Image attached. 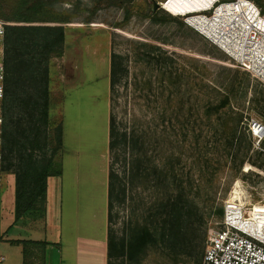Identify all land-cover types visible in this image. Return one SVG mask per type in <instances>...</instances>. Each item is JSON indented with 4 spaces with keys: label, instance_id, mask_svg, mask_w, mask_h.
<instances>
[{
    "label": "rangeland",
    "instance_id": "1",
    "mask_svg": "<svg viewBox=\"0 0 264 264\" xmlns=\"http://www.w3.org/2000/svg\"><path fill=\"white\" fill-rule=\"evenodd\" d=\"M15 1L0 0V11ZM154 1L51 3L71 20L65 24L64 55L53 58L49 68L56 102L50 130L63 124L57 158L62 175L50 178L44 219L35 221L30 213L10 228L15 211L9 198L2 203L6 260L0 264H22L23 246L10 241L18 237L55 241L49 264H209L205 251L224 228L227 202L249 209L264 201V79L186 22L188 13L217 0H156L164 6L153 10ZM113 53L120 55L121 69L114 86ZM20 56L36 57L25 51ZM33 61L35 67L21 66L12 83L14 119L26 115L27 93L38 95L44 88L42 66ZM111 115L122 129L140 133L149 172L134 199L116 206L111 226L126 234L131 220L147 223L150 208L170 191L182 195L183 202L188 198L203 216L204 255L151 244L134 260L109 257V170L112 165L123 170L116 150L110 151ZM254 121L263 125L261 132H254ZM238 145L241 152L235 151ZM236 152L242 160L233 157ZM5 180L2 195L9 197L10 176Z\"/></svg>",
    "mask_w": 264,
    "mask_h": 264
},
{
    "label": "trees",
    "instance_id": "2",
    "mask_svg": "<svg viewBox=\"0 0 264 264\" xmlns=\"http://www.w3.org/2000/svg\"><path fill=\"white\" fill-rule=\"evenodd\" d=\"M55 0H16L0 11V17L9 22L5 27L4 61L6 66L3 124L2 164L5 175L15 174V221L10 228L32 213L33 220L45 218L47 210L49 181L51 177L62 175L57 158L62 152L63 124H58L56 131L50 130L51 110L55 97L50 89V62L55 57H62L66 46V23L70 17L53 10ZM122 2L131 0H121ZM264 14L263 0H255ZM172 16V15H170ZM22 51L36 57H22ZM117 53L111 60V84L119 79L120 65ZM37 60L39 71L43 74L44 88L38 95L27 93L29 107L26 115L14 119L12 110L14 99L12 83L20 76L21 66L30 70ZM19 74V75H17ZM232 143V142H231ZM141 135L134 129H122L115 118H110V151L116 150L115 161H122L123 170L110 166L108 178V255L134 260L138 251L149 245L154 248L172 251L181 250L189 256L204 255V229L202 215L196 206L182 195H171L167 191L150 208L148 222L135 224L131 220L130 231L118 234L111 226L115 218L116 206H123L134 199L133 192L140 182L147 183L149 172L146 154L141 149ZM236 144V143H235ZM51 153L48 151L51 148ZM238 145L235 150L241 152ZM233 157L240 159L238 153ZM12 172V173H9ZM129 184H132L130 186ZM154 203V202H153ZM133 208L132 212L136 211ZM13 243L23 246V264H47V248L56 245L46 239H12ZM163 252H167L164 251ZM198 258V257H197ZM203 256L198 258L201 262Z\"/></svg>",
    "mask_w": 264,
    "mask_h": 264
},
{
    "label": "built area",
    "instance_id": "3",
    "mask_svg": "<svg viewBox=\"0 0 264 264\" xmlns=\"http://www.w3.org/2000/svg\"><path fill=\"white\" fill-rule=\"evenodd\" d=\"M188 14L186 22L189 25L238 60L244 69L264 79V14L254 0H217L208 9ZM225 14L230 15V20L222 32L224 37L219 40L195 24L196 15L207 25L211 20H220ZM7 23L0 17V97L4 91V37ZM2 124L3 116L0 112V199L2 188L7 184V175L1 170ZM256 126L259 127L258 131L263 129L261 123L254 121V132ZM255 212L261 213L259 221L253 218ZM263 221L264 201L246 209L244 204H233L229 200L225 205L224 228L210 238L205 261L209 264H264ZM4 260L6 257L0 253V262Z\"/></svg>",
    "mask_w": 264,
    "mask_h": 264
},
{
    "label": "crops",
    "instance_id": "4",
    "mask_svg": "<svg viewBox=\"0 0 264 264\" xmlns=\"http://www.w3.org/2000/svg\"><path fill=\"white\" fill-rule=\"evenodd\" d=\"M10 176V180H9V184H8V188L6 189L8 191V194H9V197L5 196V194H3L0 199V211L1 210V206H2V203L5 202V199L7 200L9 198L10 200V203H11V206H12V211L14 212L15 211V175L14 174H9ZM7 197V198H6ZM7 202V201H6ZM2 219H3V214L0 212V222H1V225H2ZM15 219L13 218L11 220V222L9 223V225L11 226L13 223H14ZM12 239H25V238H22V237H18V238H12ZM10 239V241L12 240ZM9 240V239H8ZM48 240V239H46ZM3 241L4 240V234L1 232V228H0V253L3 254L2 252V249H3ZM12 242V241H11ZM51 242H55V241H51ZM16 244V243H14ZM16 246H20L19 244H17ZM56 247L53 246V245H50L48 248H47V264H49V260H48V257L52 254H54L55 252V249ZM5 261V260H4ZM3 262V261H2ZM1 263V262H0ZM22 264H23V255H22Z\"/></svg>",
    "mask_w": 264,
    "mask_h": 264
},
{
    "label": "bare ground",
    "instance_id": "5",
    "mask_svg": "<svg viewBox=\"0 0 264 264\" xmlns=\"http://www.w3.org/2000/svg\"><path fill=\"white\" fill-rule=\"evenodd\" d=\"M162 5H163V2H162ZM204 9H207V8H204ZM194 18H195V24L197 26H199L200 28H203V30H208L209 34L217 36L218 37L217 39L219 40V38H223L224 37L222 35V32L225 30V26L228 24V22L230 20V15H226L225 14L223 18H220V20L219 19L218 20H211V23H208L207 25L203 24V21H202L200 16L196 15ZM256 129L259 130V127L256 126ZM259 132H261V131H259ZM235 192L238 194V197H240L239 196V190H236ZM235 198L237 199V195L235 196ZM260 214L261 213H259V212H255L253 214V218L255 220L259 221ZM263 223H264V221H263Z\"/></svg>",
    "mask_w": 264,
    "mask_h": 264
},
{
    "label": "water",
    "instance_id": "6",
    "mask_svg": "<svg viewBox=\"0 0 264 264\" xmlns=\"http://www.w3.org/2000/svg\"><path fill=\"white\" fill-rule=\"evenodd\" d=\"M160 5H162V3H158L156 0L153 3V10L157 7H159Z\"/></svg>",
    "mask_w": 264,
    "mask_h": 264
}]
</instances>
